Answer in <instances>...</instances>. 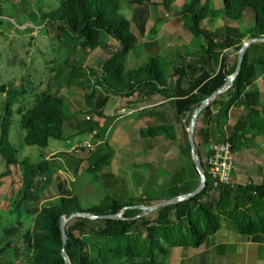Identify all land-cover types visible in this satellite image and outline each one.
<instances>
[{
  "label": "trees",
  "instance_id": "1",
  "mask_svg": "<svg viewBox=\"0 0 264 264\" xmlns=\"http://www.w3.org/2000/svg\"><path fill=\"white\" fill-rule=\"evenodd\" d=\"M131 5H145L149 0H127ZM174 0H161L163 9L170 10ZM156 10L157 5H152ZM122 0H61L60 4L43 16L50 21L70 30L73 39L82 41L81 49H95L104 37H110L120 44L121 49L112 54L95 73V84L106 93L128 98L137 91L147 97L158 95L164 99H173L177 95L169 90L167 72L170 64L159 57L150 58L145 67L127 70L126 57L137 48L139 40L133 31L131 21L122 13ZM174 14L193 34L198 46L191 47L188 57L175 67V76L187 83L197 94L182 95L178 100L180 106L179 118L190 115L199 107L202 100L209 97L225 83L237 67L228 68L227 62L235 60L243 40L248 38H264V0H216V6L211 0H186L180 11ZM253 20V25H242ZM223 17L236 22L238 26H224L223 38L204 27V22ZM159 25L164 22L155 18ZM187 25V24H186ZM159 29L150 31L152 36ZM201 40L205 44L201 43ZM233 52H229V50ZM233 56V57H231ZM65 63L64 69L57 71L55 77L65 84L66 90L80 93V87L85 86L86 69ZM66 71V73H65ZM79 71V72H77ZM82 71V73H81ZM264 75V43L251 44L244 56L241 71L231 87L216 97L198 119L195 129V142L198 155L201 158L196 137L201 134L200 118L208 117V123H217L222 128L228 118L229 109L238 104L251 112L249 119H241L229 137L233 152L242 149L244 134L254 132L264 135V107L260 104V94L252 88L255 81ZM79 82V85L75 83ZM58 85V83L56 84ZM52 81L40 92L34 95L32 109L18 108L20 125L25 131L24 143L27 146L48 147L50 139L60 140L61 130L66 118L65 101L53 93ZM0 93L5 95L3 114L0 115V157L6 164V170L0 178L11 174V165L23 167V180L9 205L12 218L26 225L31 220V226L26 227L19 239H14L0 246V264H65L62 256L61 219L71 213L87 212L97 215L98 219L76 217L66 225L68 239L65 250L71 264H113L114 261L129 260L133 264H166L174 247H199L205 240L214 235L225 219L231 226L245 235L264 234V184L263 185H225L214 186L206 173L207 183L204 190L177 204L144 214L142 210L132 208L134 205L151 206L152 200L142 202H121L115 197L107 196L98 204L82 206L78 197H62L50 202L36 213H32L38 203L44 186V178L49 174L50 162L43 159L33 163L29 158L21 161L16 157L17 150L10 142V126L14 114V106L24 96L25 91L15 87L0 85ZM220 104L216 115L211 114V108ZM261 112L255 116L256 109ZM249 112V113H250ZM259 113V112H257ZM116 118H105L102 126L89 124V133L96 131V138L104 141L109 127ZM150 137L160 134L175 141L173 125L153 127ZM181 154L187 160L192 170L191 178L187 168L182 167L171 175L167 188V196L162 200L185 195L194 191L200 183V177L191 159V146L187 131L183 127L179 143ZM113 151L104 143L100 145L89 160L88 171L92 174L104 170ZM205 168V162L201 158ZM195 176L196 181L192 179ZM128 207L121 213V210ZM154 213V212H153ZM26 215L23 218V215ZM120 214V218L109 216ZM78 227L86 231L91 239L78 236L73 231ZM5 237H9L7 228L3 229ZM161 237L166 245L157 241ZM90 245L97 249V255L92 256Z\"/></svg>",
  "mask_w": 264,
  "mask_h": 264
},
{
  "label": "crops",
  "instance_id": "2",
  "mask_svg": "<svg viewBox=\"0 0 264 264\" xmlns=\"http://www.w3.org/2000/svg\"><path fill=\"white\" fill-rule=\"evenodd\" d=\"M40 11L42 12V14L47 13L44 12V8H40ZM47 22L51 25L52 31L55 30L56 32H58L60 29H63V26H61L62 28H59V24H55L50 21ZM133 24L135 23H132V26L134 27L135 25ZM31 27H33L31 23H27L21 29H24L26 31ZM54 27H57V29H54ZM36 30L37 29H34L30 33L26 31L24 36H29L28 38L30 39H37L38 31ZM161 31L163 33L164 29H162ZM188 31L192 33L191 30L188 29ZM160 34L161 32L158 31V34L154 38H152V40L143 38V42H141L140 37L137 35L139 40L138 46L139 44H141L143 47H153L154 49L158 48L160 52L167 50L170 46L169 44H163V41L159 40ZM191 35L193 36V34ZM33 41L35 42L36 40ZM117 44L119 43H117L114 39L110 37H104L101 39L100 45H98V47L93 50L90 48L86 49L85 55L88 56L87 58H89V60L93 57V60L95 61L97 60L99 52L102 50L107 55V60L112 55V53L118 52L119 48ZM30 47L31 50L29 52V55L33 54L34 52L32 46ZM109 50H114V52L111 53ZM54 52H56L57 55L60 54L58 51ZM66 52L70 54V50L68 48ZM54 55L56 54L54 53ZM177 57L178 59H176ZM177 57L175 56L172 59L168 57V61L165 60L170 64L167 72L169 90H174L177 95V97L173 99H164L158 95L147 97L145 94L141 93V91H137L131 97L121 98L106 93L100 86H97L95 82H93L92 84L85 82V86L80 87V94L70 95L65 91L66 85L60 83L59 81L57 82L58 85L52 83L54 85L53 92L68 104L72 112L71 114L67 115L64 120V125L60 133L62 139H50L48 147L45 148L44 154L42 156V159L44 157V159H47L50 162V167L48 176L44 178L45 188L42 190L40 196L38 197V203L41 202L42 204H48L50 202L57 201L62 197H82L88 192L90 183L93 184L91 185L92 188L94 186H100V184H97V182L100 179L101 173L105 170L92 174L88 171V169L86 170L85 162L86 160L89 161L92 153L104 143L115 153L112 158V161H114V168L111 169L113 171H119L122 170L121 166L126 160L129 161V158L134 159V155L138 153L132 145V136H134V134H137L139 139H143L145 141H156L165 134H160L156 138H152L150 137L149 131L151 128L163 125H173L176 132V140L178 137V130H180L182 133L184 127L187 131L191 120L190 115L186 114L184 117L179 118L180 120L178 121L177 119L179 117L181 108L177 102L181 99L182 95L187 94L188 96L191 93L197 94L201 86L195 90H193L192 88L190 89L185 81L180 80L175 76V68L173 70L174 75L172 76L173 78L171 80L170 69L172 66L176 67V64L183 56L178 53ZM189 58L190 57H187L188 60ZM74 62H76L75 66H81L85 68L83 61L80 59L74 61L68 60L65 63L74 64ZM104 62L100 64L98 63L96 65L97 69H99V66ZM86 63L88 62L86 61ZM96 66L94 67L96 68ZM64 68V66L63 68H59L58 70L51 68V77L54 76L55 72H59ZM97 72L98 70H96V73ZM75 84L79 85V82ZM254 89L259 92L260 104L262 107H264V75H260V77L255 81L254 86L252 88H247L246 90L249 92ZM24 91V96L19 99L18 103L15 106L17 107V109H32L34 107V96L31 95L29 91L26 90V88ZM220 106V104H217L216 106H213L211 108L212 116L218 113ZM249 112L250 111L247 108L241 105L236 104L232 106L229 109L227 121L222 128H219L216 122L211 124L208 123V117H205L203 119L200 118L199 127L201 129V134L196 137V141L199 146L201 158L204 162L206 161L210 153L208 149L209 142H219L225 138L229 139V137L233 133V129L237 126L238 122L242 118L246 120L249 119V116H251V112ZM260 112L261 109L260 107H258L256 109L255 116L258 117ZM111 116L115 117L116 119L109 127L104 141L96 138V136L92 138L91 133H89L88 131L90 121L100 127L104 124L105 118ZM199 117L200 115L198 116V119ZM115 125H117V130L111 138V141H109L108 134ZM85 137L86 139H84ZM52 141L64 142L65 144H52ZM87 143H94V148L90 153H87L85 151H83L81 154L75 153L74 150L76 147ZM243 144L245 146L242 149L233 152L234 167L232 170V180L234 184L240 185H263L264 135H259L252 131L249 133L246 132V134H244ZM151 146V144L150 146L148 145L147 151H145L147 152V156H150L152 154L157 155L160 158L161 156L166 155L167 152H158L156 148L153 149ZM176 153H179V158L182 157L179 150ZM177 162L180 167L184 165L190 175L192 174V170L190 169L188 164H183L180 161ZM144 166L145 167L141 171L143 173V183L147 179V176L145 174L146 169L150 168V165H148L147 163L144 164ZM174 167L175 166H173L172 170L170 171L172 174L177 170V166L176 170H173ZM108 168L109 167H107L106 169ZM170 178L169 182H167V188L170 184ZM89 180H91L92 182H90ZM165 192L166 193L164 195V198H166L167 189ZM143 197L146 198V196ZM156 211L154 212L156 213ZM238 228L231 226L228 222H224L222 223L221 228L214 235L209 236L201 246H181L172 248L169 257L165 259V263L264 264V234L245 235L242 234L238 230ZM157 241L163 246L166 245L165 241L161 237H157ZM118 262H123V260ZM130 263L133 264L132 262Z\"/></svg>",
  "mask_w": 264,
  "mask_h": 264
},
{
  "label": "rangeland",
  "instance_id": "3",
  "mask_svg": "<svg viewBox=\"0 0 264 264\" xmlns=\"http://www.w3.org/2000/svg\"><path fill=\"white\" fill-rule=\"evenodd\" d=\"M60 1L61 0H0V85L15 87L20 90H25L26 88V90L34 96L36 93L43 90L51 81L54 84H57L59 81L58 77H55L56 72L54 76L51 77V68L58 70L59 68H63L66 61L79 59L83 61L85 69L87 70L86 82L89 84L95 82L94 76L96 70H98L96 65L104 62L107 55L101 50L97 56V60L94 61L93 57L89 60V58H87L88 56L85 55V50L79 47L82 41L73 39L69 34L70 30L66 26H63V29H60L58 32L55 30L52 31L51 25L43 20L44 14H42L40 8H44V12H49L56 8ZM185 1L186 0H174L171 9L165 10L161 5V0H149L145 5H131L127 0H122V13L131 20L132 23H135L133 24L135 25L133 31L140 37L141 42H143V38L152 40L155 36H152L150 31L153 28H158L161 32L159 40L163 41V44H169L170 46L167 50L160 52L158 48L143 47L139 44V46L126 57L125 62L127 70L145 67L149 63L150 58L159 57L162 61H168V57L172 59L175 56L177 57L178 53H180L183 58H187L188 52L190 51L188 49H191V47L194 48L195 45L198 46L199 43L194 42L191 37L192 33L188 31V23H182L183 21L174 14V11L181 10ZM211 1L214 3V6H216V0ZM152 5H157L158 8L154 10ZM156 17L160 18L165 24L159 25L155 20ZM249 17L251 18V15H249ZM27 23H31L33 26L26 30L28 33L37 29V39H30L28 38L29 36H24L26 31L21 28ZM237 24L236 22L219 17L204 22V27L212 31L214 35L223 38L224 26L233 25L235 27L238 26ZM242 25L252 26V18L248 19L247 24L244 22ZM54 29H57V27H54ZM162 29H164L163 33L161 31ZM247 39L248 38L244 39L243 42ZM33 40L36 41L34 42ZM201 43L205 44L203 40H201ZM117 45L120 50L121 46L119 44ZM30 46H32L34 51L31 55H29L31 50ZM67 48L70 50V54L66 52ZM54 51H58L60 54L57 55ZM109 51L111 53L114 52V50ZM229 52L231 53L233 50L231 49ZM54 53L56 55H54ZM176 59H178V57ZM86 61L89 64L86 63ZM180 61H182V59H180L177 64H179ZM236 62L237 56L235 60L233 58V61L227 62L228 68L234 67ZM94 66H96V68ZM174 68L175 66H172L170 69L171 80L174 75ZM64 85H66V83ZM65 91L70 95L80 94L68 92L66 89ZM5 98V95L0 93V115L3 114V102H5ZM16 109L17 107L15 106L14 110ZM64 111L66 117L72 112L66 102ZM117 125H115L108 134L109 141H111V138L115 134ZM24 136L25 131L20 125V116L14 113L12 117L10 142L17 150L16 157L20 161L24 158H29L33 163L41 161L45 149H41L37 146H27L24 143ZM177 136L175 141L169 139L166 135H162L156 141H145L139 139L137 134H134V136H132V145L138 152L134 155V159L129 158V161L126 160L121 166L122 170L113 171L114 161H112V158L115 154L113 152L107 165L109 168L106 169V167L104 169L105 171L101 173V176L99 175L100 179L97 184H100V186H94L95 188H92L91 185L93 184L90 183L88 192L82 197H78L80 204L85 207L98 204L99 201H102V199L107 196H114L122 202L130 201L139 203L143 200H152V206L160 203L157 200L165 197L167 182H169V178L171 177L172 173L170 171L173 166H175L173 170H176V166L177 170H179L184 167V165L180 167L177 161L187 164V160H185L179 148L182 136L180 130H178ZM84 139H86V137ZM52 144L65 143L52 141ZM150 144L152 145L151 147L153 149L156 148L158 152H167L166 155L160 158L152 154L147 156V152L145 151H147V147L148 145L150 146ZM178 150L182 156L180 158L178 157L179 153H176ZM146 163L150 165V168L146 169L145 173L148 180L146 179L143 183V173L141 171ZM88 166L89 161L86 160V170ZM5 170L6 164L0 157V175L3 174ZM23 171L21 165H11V174L0 178V246L11 240L13 236L14 239H19L25 228L31 226V220H28L26 225L15 221L9 210V205L22 184ZM188 175L191 178L189 172ZM192 179L196 181L195 176ZM89 181L92 182L91 180ZM143 196H146V198ZM46 204L47 203L42 204L41 202L37 203L32 213H36ZM152 214L153 217L156 216L155 212H152ZM25 217L26 215L24 214L23 218ZM224 222L227 221L223 219L222 223ZM4 228L8 229L9 237L4 236ZM73 231L76 235L84 236L93 241V238H91L86 231L83 233L77 226L73 228ZM89 248L91 255L96 256L97 249L93 245H90ZM113 264L131 263L129 261H114Z\"/></svg>",
  "mask_w": 264,
  "mask_h": 264
},
{
  "label": "water",
  "instance_id": "4",
  "mask_svg": "<svg viewBox=\"0 0 264 264\" xmlns=\"http://www.w3.org/2000/svg\"><path fill=\"white\" fill-rule=\"evenodd\" d=\"M257 42H263L264 43V38H251V39L245 40L242 43V46L237 53V67H236L235 72L226 79V81L222 85V87H220L218 90H216L214 93H212L209 97L202 100L199 107L193 112V114L191 116L190 124H189V127L187 129V135H188V139H189L190 146H191V159H192V161L196 167V170L199 174V177H200V183L197 186V188L188 194L179 195V196L169 198V199L164 200V201H162L156 205H153V206L152 205L151 206L134 205L132 208L142 210L143 213L146 215V214L154 212L156 210L177 204V203H179L183 200H186L188 198H192V197L200 194L204 190L206 183H207V177H206V174L204 171V167L201 164V158L198 155L197 148H196V142H195V129H196V125H197L198 116L208 106H210L213 103V101L216 99V97L223 94L224 92H226L231 87L234 80L237 78V76L239 75V73L241 71L244 56H245V53H246L248 47L251 44L257 43ZM127 209H128V207L123 208L121 210V213ZM76 217H84V218H89V219L103 218V217H99L97 215H93V214H90L87 212H83V213H71L67 218L63 217L61 219V232H62V241H63L62 256H63L65 264H71L67 254H66V250H65L66 242L68 239V235L66 232V225L70 220H72ZM120 217H121L120 214L109 216V218H113V219L120 218Z\"/></svg>",
  "mask_w": 264,
  "mask_h": 264
},
{
  "label": "built area",
  "instance_id": "5",
  "mask_svg": "<svg viewBox=\"0 0 264 264\" xmlns=\"http://www.w3.org/2000/svg\"><path fill=\"white\" fill-rule=\"evenodd\" d=\"M96 134V131L91 132V137L94 138ZM93 148L94 143H87L76 147L74 151L76 154H81L83 151L90 153ZM208 149L210 153L205 161V174L209 175L214 186L233 185L234 157L229 139L225 138L219 142L210 141Z\"/></svg>",
  "mask_w": 264,
  "mask_h": 264
}]
</instances>
